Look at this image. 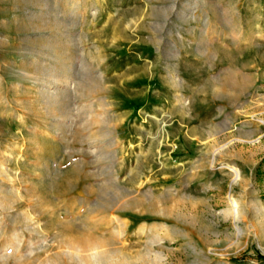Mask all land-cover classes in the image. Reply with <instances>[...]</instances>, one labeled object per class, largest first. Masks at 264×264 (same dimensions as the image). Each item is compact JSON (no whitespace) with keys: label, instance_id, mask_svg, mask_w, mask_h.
<instances>
[{"label":"rangeland","instance_id":"obj_1","mask_svg":"<svg viewBox=\"0 0 264 264\" xmlns=\"http://www.w3.org/2000/svg\"><path fill=\"white\" fill-rule=\"evenodd\" d=\"M0 264H264V0H0Z\"/></svg>","mask_w":264,"mask_h":264},{"label":"bare ground","instance_id":"obj_2","mask_svg":"<svg viewBox=\"0 0 264 264\" xmlns=\"http://www.w3.org/2000/svg\"><path fill=\"white\" fill-rule=\"evenodd\" d=\"M234 170L236 171V173H237L236 175L238 176L240 174L239 171L236 168H234ZM233 204H234V209H235V217H236V219H239L240 218V211H239V207H238V202L236 200H233Z\"/></svg>","mask_w":264,"mask_h":264}]
</instances>
